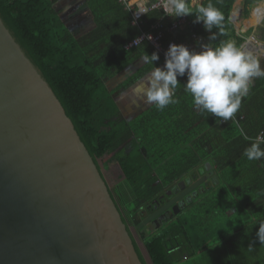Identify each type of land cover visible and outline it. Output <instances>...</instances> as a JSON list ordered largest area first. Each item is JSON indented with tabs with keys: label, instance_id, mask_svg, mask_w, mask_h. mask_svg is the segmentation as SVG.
Segmentation results:
<instances>
[{
	"label": "trees",
	"instance_id": "1",
	"mask_svg": "<svg viewBox=\"0 0 264 264\" xmlns=\"http://www.w3.org/2000/svg\"><path fill=\"white\" fill-rule=\"evenodd\" d=\"M236 1L212 0L224 15L223 26L212 30L217 32L214 42L243 43L229 20ZM258 1L242 0V18L249 19ZM85 6L93 23L83 32L66 25L54 0H0V18L54 92L106 187L116 189L126 215L121 218L141 264H264V244L256 239L255 225L264 221V159L243 156L248 138L264 132V78L253 80L230 121L193 106L183 90L186 76L178 77L177 103L162 111L151 104L125 118L115 94L149 71L139 58L142 47H126L140 31L161 20L164 43L181 44L193 35L209 41L210 34L194 12L167 18L155 8L136 26L118 0H86ZM182 18L176 29L167 30ZM252 18L255 23L253 13ZM143 44L146 53L159 55L154 64L162 67L164 57L147 41ZM137 64L109 88L110 80ZM206 162L209 177L217 182L208 178L177 214L137 228L180 191L179 181L197 180Z\"/></svg>",
	"mask_w": 264,
	"mask_h": 264
},
{
	"label": "water",
	"instance_id": "2",
	"mask_svg": "<svg viewBox=\"0 0 264 264\" xmlns=\"http://www.w3.org/2000/svg\"><path fill=\"white\" fill-rule=\"evenodd\" d=\"M212 180L217 182L215 176ZM200 183L137 228L170 207L177 214L175 203ZM112 190L120 202L54 92L0 18V264H141Z\"/></svg>",
	"mask_w": 264,
	"mask_h": 264
},
{
	"label": "clouds",
	"instance_id": "3",
	"mask_svg": "<svg viewBox=\"0 0 264 264\" xmlns=\"http://www.w3.org/2000/svg\"><path fill=\"white\" fill-rule=\"evenodd\" d=\"M151 2L152 0H145L144 9L136 11L137 17L140 14L150 15V11H155L149 7ZM258 2L261 3V0ZM256 3L254 7L258 5ZM163 12L170 17H183L194 12L196 21L202 22L204 29L210 34L209 41L213 42L202 43L199 51L189 49L184 44L171 43L164 54V64L160 67L154 64L159 60V55L156 52L146 53L143 38H135L133 43L136 48L142 47L140 61L149 66V71L132 88L131 93H125L121 99L127 98L132 103L143 99L145 103L153 104L162 111L168 105L178 102L176 91L181 86L178 77L186 76L183 90L191 96L196 109L223 121L232 120L239 111L242 100L249 96L253 80L264 78L260 57L236 40L214 42L217 32L212 30H219L223 26L224 15L212 0L195 8L190 6L189 0H165ZM235 13L238 14V10ZM146 38L151 40V34H147ZM255 43L264 49V40L257 39ZM248 139L249 144L244 149L243 156L249 161L264 159V132ZM255 225H258L256 239L264 244V221H258Z\"/></svg>",
	"mask_w": 264,
	"mask_h": 264
},
{
	"label": "crops",
	"instance_id": "4",
	"mask_svg": "<svg viewBox=\"0 0 264 264\" xmlns=\"http://www.w3.org/2000/svg\"><path fill=\"white\" fill-rule=\"evenodd\" d=\"M237 1L241 2V5H242V0H237ZM85 2H86V0H54L55 8L60 11V16L63 18L64 22L66 23V25H68L70 27L71 30H76L78 32H83V31H87L89 28L92 27V23H93L92 14H91L89 8L85 6ZM256 4L259 5L260 2H258ZM190 6H192V5L190 4ZM234 6H235V4H234ZM234 6H233V9H232L233 13H235ZM240 16H239L238 21L236 20V22H234V24L231 21V23L233 24V27H234V29L236 31V34L238 32H240V30H241V33H243V34H240V35L243 38L244 34L246 32H247V34H249L252 31V27H255L256 25L259 24L260 31H258V32L252 31V34L253 35L255 34L256 39L264 40V21L260 22V23H252L251 20H253V18L250 17V13H249V19H245V21L247 22L246 23V22L243 21L244 18L241 19ZM241 22H243L242 27L238 26V24L241 23ZM239 27H240V29H239ZM240 35H238V36H240ZM251 37H253V36H251ZM203 42L204 43H209V41H207V40H202L201 42H198L197 40L189 39V40H186L185 42H183L181 44H184L189 49H195V50L199 51L200 50L199 44L201 45ZM137 66H138V64L135 65V66H131L128 69V71H125V72H127V75L130 74L129 70L130 71H133V70L135 71ZM145 76H146V74L144 76H142L141 80L144 79ZM117 84H118V82L116 83V81L110 80L109 83H108V86L110 85L109 88L110 89H114L117 86ZM121 96H122V94L119 95V97H117V99H116L117 103H118V101H120Z\"/></svg>",
	"mask_w": 264,
	"mask_h": 264
},
{
	"label": "built area",
	"instance_id": "5",
	"mask_svg": "<svg viewBox=\"0 0 264 264\" xmlns=\"http://www.w3.org/2000/svg\"><path fill=\"white\" fill-rule=\"evenodd\" d=\"M119 3H121L123 5V7L125 9L128 10V12H130L131 15V19H132V24L136 25V26H141L140 24V19L145 15V14H140L137 17L136 11L137 10H143L145 7V0H118ZM189 3H193L192 0H189ZM196 4V2L194 3V5ZM192 5V4H191ZM193 6V5H192ZM149 7L151 9H155V8H159L163 11L164 7H165V0H156L155 2L151 3L149 5ZM256 7H258V5H256ZM254 7V8H256ZM264 14L262 15V17L260 18L259 22L261 21V19L263 18ZM163 17H167V18H171L170 16L164 14L163 12ZM239 16L236 13H233L231 16H229V20L233 22H236V20L238 21ZM184 22V18H182L179 21H173L171 24V27L168 28L167 30H173L176 29L178 25H180L181 23ZM258 22V23H259ZM147 34H151L152 39L148 40L146 38ZM238 35L242 34L240 32L237 33ZM137 37L143 38V41H147L151 46H153V48H155L163 57L164 54L169 46V44L174 43V41L170 40L166 43L163 42V37H164V30H163V23L160 21H157L153 24H151L149 26V30L148 31H140L139 35ZM136 37V38H137ZM241 37V35H240ZM192 38L194 40H197L198 42L202 41V38L197 37L195 35L192 36ZM135 39V38H134ZM133 39V40H134ZM244 41L241 45L245 46L247 48V46L249 45L250 48L258 57H260L262 59V61H264V49L258 47L255 43V41L257 40L254 37H243ZM133 40H131L126 47H132L135 46L133 43Z\"/></svg>",
	"mask_w": 264,
	"mask_h": 264
},
{
	"label": "flooded vegetation",
	"instance_id": "6",
	"mask_svg": "<svg viewBox=\"0 0 264 264\" xmlns=\"http://www.w3.org/2000/svg\"><path fill=\"white\" fill-rule=\"evenodd\" d=\"M126 74V75H125ZM126 76H128L127 75V72H123V73H121L120 75H118V77L117 78H115V79H113L112 81H116V83L118 82V84H117V86L120 84V82L121 81H123L124 79H125V77ZM141 80V79H140ZM139 80V81H140ZM138 81V82H139ZM137 82V83H138ZM136 85V84H135ZM134 85V86H135ZM134 86H130L129 88H126L125 90H122V91H119V92H117L116 94H115V99H117V97H119V95H124L125 93H131L130 91L132 90V88L134 87ZM123 100L122 99H120V102H122ZM119 101H118V104H119V106H120V111H121V114L125 117V118H131V117H134V116H136V115H138L140 112H142L143 111V107L145 106V102L143 101V99H138L137 100V102L136 103H132L130 100H128L127 98L125 99V102H126V105H125V103L124 104H122V103H120ZM206 170V169H205ZM210 169H208V170H206V171H204L203 172V170H200V177L197 179V180H195V181H193V182H191L190 181V178L189 177H185L183 180H181V181H183L184 183H185V187L184 188H180L179 187V183L181 182V181H179L178 182V187H179V189H180V191L176 194V195H174V196H172V198H170L167 202H165L161 207H163V206H165L167 203H169L173 198H175L177 195H179L180 193H182L187 187H189V186H191L193 183H195V182H197V181H201V183L202 182H205V180H207L208 178H213V177H209V175H208V171H209ZM187 183H189V184H187ZM200 183V184H201ZM199 184V185H200ZM198 185V186H199ZM197 186V187H198ZM197 187L193 190V191H191L190 193H188V194H186L183 198H181L179 201H177L175 204H177L178 205V207H179V209H180V207H181V205H183L184 204V202H186L185 200V198L186 197H188V198H190L191 196H193L194 194H195V190L197 189ZM111 189V188H110ZM112 189H114L115 190V192H116V189L115 188H112ZM113 192V190L111 191V194L113 195V198L115 199V201H117L118 202V200L116 199V197L114 196V194L112 193ZM117 193V192H116ZM171 194V191H167V195H170ZM118 195V194H117ZM187 198V199H188ZM119 203V202H118ZM122 206V205H121ZM155 207H157V206H155ZM160 207V208H161ZM160 208H156L155 209V211L154 212H156L158 209H160ZM123 209V208H122ZM119 210L121 211V213L123 214V216L126 218V215H125V213H124V211L123 210H121V208H119ZM154 212H152L151 214H153ZM150 214V215H151ZM172 214H174L173 213V210H172V207H170V208H168L167 210H165L164 212H162L159 216H157V217H155L154 219H153V222L152 223H156V222H158L159 220H162V219H165V216H168V217H171L172 216ZM129 226H130V224H129Z\"/></svg>",
	"mask_w": 264,
	"mask_h": 264
},
{
	"label": "rangeland",
	"instance_id": "7",
	"mask_svg": "<svg viewBox=\"0 0 264 264\" xmlns=\"http://www.w3.org/2000/svg\"><path fill=\"white\" fill-rule=\"evenodd\" d=\"M201 0H192V2L193 3H191L192 5H194V3L196 2V4H198L199 2H200ZM261 2H262V0H261ZM254 7V6H253ZM253 7L251 8V11H250V17L252 18V13L254 14H257L258 13V9H257V7L256 8H254L253 9ZM240 8H242V5H241V2H236L235 3V6H234V10L235 11H237V10H239ZM253 9V10H252ZM240 18L242 19V17L240 16ZM251 20V19H250ZM243 21L244 22H246L245 21V19H243ZM254 21H255V23H258L259 22V19L257 20L256 19V16H255V18H254ZM264 21V17L261 19V21L260 22H263ZM247 23V22H246ZM241 24V25H240ZM242 24H243V22H241V23H239L238 24V26H240V27H242ZM263 24V23H262ZM254 25V24H253ZM237 27V26H236ZM240 27H239V29H240ZM260 26H259V24L258 25H256L255 27H252V31H255V32H258V31H260ZM255 29V30H254ZM252 31L249 33V34H247V32L244 34V37H246V38H249L250 36H253L254 38H256L255 37V34L253 35L252 34ZM240 33H241V30H240ZM243 34V33H242ZM204 43V42H203ZM199 46H200V44H199ZM260 60H261V62H262V59L260 58ZM110 86V85H109ZM123 101L122 102H120V103H122V104H124L125 103V105H126V102H125V99H122ZM183 264V263H182Z\"/></svg>",
	"mask_w": 264,
	"mask_h": 264
},
{
	"label": "bare ground",
	"instance_id": "8",
	"mask_svg": "<svg viewBox=\"0 0 264 264\" xmlns=\"http://www.w3.org/2000/svg\"><path fill=\"white\" fill-rule=\"evenodd\" d=\"M257 9H258V13L257 14H255V16H256V19L258 20H260V18L262 17V15L264 14V2H261L260 3V5L257 7ZM237 12V11H236ZM247 48H250L249 47V45L247 46Z\"/></svg>",
	"mask_w": 264,
	"mask_h": 264
}]
</instances>
